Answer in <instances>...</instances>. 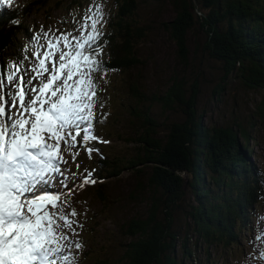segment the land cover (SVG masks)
<instances>
[{"label":"trees","instance_id":"trees-1","mask_svg":"<svg viewBox=\"0 0 264 264\" xmlns=\"http://www.w3.org/2000/svg\"><path fill=\"white\" fill-rule=\"evenodd\" d=\"M59 1L20 0L10 8L0 9V64L5 69L10 58L22 57L20 47H24L32 29L38 26L27 18L47 15ZM167 1L174 17L159 28L176 46L180 62L186 65L188 33L196 29L205 35L207 56L221 64V83L214 92L221 94L230 79H237L251 90H264V0H198L209 10L199 17L194 0ZM142 2L116 0L118 20L103 37L107 73L144 67L135 48L137 41L148 38L151 29L138 21ZM81 4L82 0L78 7ZM196 19H200L199 29ZM13 20L19 24H13ZM39 24H46V20ZM124 89L135 101L128 124L137 125V134L125 138L127 145L135 144L134 152L129 156L109 155L101 147L103 144L95 141L89 142V146L99 149V153L93 152L91 158L79 145L72 150L78 151L75 162L69 152V164L76 169L79 164L82 173L95 169L94 178L98 181L83 190L78 188L79 197L73 204L78 207L83 198H88L97 201L102 212H111L114 193L107 183L125 171L135 178L129 196L133 200L144 196L146 216H132L124 224L125 235L132 240L126 244L120 260L109 250L98 254L93 264H184L178 259L176 248L179 247L184 258H194L198 239L201 242L198 248H204L207 261L212 259L209 258L212 247L225 250L240 246L250 213L264 200V176L252 160L250 146V142H255L250 135L254 123L249 127L238 121L231 126H208L204 113L197 110L196 81L186 88L175 80L163 95L146 84L128 83ZM155 105L168 110L178 106L183 120L170 123L160 134V124L151 118ZM255 114L249 116L248 124L256 116L264 119V102ZM83 157L86 167L82 165ZM145 168H149L148 176ZM188 192L192 199L185 210L187 223L180 229L174 225L172 214ZM94 222L93 215H89L86 225H81V232L94 237ZM194 234L197 238L189 246Z\"/></svg>","mask_w":264,"mask_h":264},{"label":"snow or ice","instance_id":"snow-or-ice-1","mask_svg":"<svg viewBox=\"0 0 264 264\" xmlns=\"http://www.w3.org/2000/svg\"><path fill=\"white\" fill-rule=\"evenodd\" d=\"M13 4L0 0V9ZM105 20L101 7L92 5L72 31L42 29L22 57L10 58L6 69L0 64V264H77L73 250L82 244L72 236L80 225L71 218L78 213L65 208L76 188L98 181L95 169H85L81 182L68 189L69 175L78 173L63 168V153L75 162L78 145L91 158L99 149L89 142L108 143L94 134L96 109L103 106L96 77L106 79L109 71ZM57 181L62 190L53 192ZM256 239L264 241V234Z\"/></svg>","mask_w":264,"mask_h":264},{"label":"rangeland","instance_id":"rangeland-1","mask_svg":"<svg viewBox=\"0 0 264 264\" xmlns=\"http://www.w3.org/2000/svg\"><path fill=\"white\" fill-rule=\"evenodd\" d=\"M70 1L60 0L48 10L45 16L37 14L28 17L27 20L30 23L38 24L32 29L30 38L35 33L41 32L42 29L53 32L58 29L60 31H72L78 27V22L92 5L100 6L106 17L103 27L104 34L108 33L109 27L118 20L117 3L120 0H117V3L116 0H82L80 7L77 3H81V0H73L72 3ZM19 2L20 0H14V4ZM194 2L197 5L198 17L202 12L209 11L204 8L202 1L194 0ZM29 14L30 12L25 17ZM137 16L138 21H142L151 28L148 38L137 41L136 44L138 45L135 46L137 55L143 61L144 67H134L125 72L107 73L106 79H102L99 74L96 77L97 83L100 85L99 99L103 106L98 104L96 109L94 134L101 141L108 142L102 143L103 146L101 147L109 155L129 156L134 152L135 144L127 145L125 142V138L137 134V125L130 126L128 124L132 107H135V101L130 93L124 89L128 83L146 84L149 89L163 95L175 80L184 83L186 88H189L196 81L199 88L197 110L199 113H204L205 122L208 126H231L235 121H238L249 127L254 123L250 131L252 139L255 137V142H250L253 151L252 160L264 176V119L256 116L248 124L249 116L256 115L258 106L264 102V90H251L237 79H230L221 94L218 95L214 92L215 87L221 83V64L207 56L204 49L205 35L201 31L197 33L196 29H191L188 33L189 55L186 65L182 61L180 62L176 56V46L170 41L168 35H165L159 28L164 22L174 17L171 5L167 0L160 3L144 0L139 6ZM42 20H46V24H39ZM196 20L199 29L201 28L200 19ZM56 34L58 35L59 32ZM76 35H79V32H76ZM28 42H24V47ZM24 47L21 46L19 51H22ZM28 55L31 56V53L29 52ZM31 63L32 61L26 62V67L30 66ZM151 118L160 124L161 134L165 132L166 126L170 123L183 120V115L178 106L174 110H168L163 109L160 105H155L152 108ZM63 156L67 161L69 151H65ZM82 165L87 166L85 157H83ZM63 168L70 170V173H78L75 178L69 175L68 189H72L81 182L83 176L79 174L81 173L80 170L69 165L68 161L63 165ZM143 171L148 176L149 168H145ZM134 186V176L125 171L119 177L108 181L107 187L114 193V205L109 213L102 212L101 205L88 198H83L79 206L75 207L73 202L79 197L77 196L79 195V192L77 193L78 188L73 192L70 197V207H66L65 211L68 212L74 208L78 213L76 217H70L80 225L76 227L79 235L72 236L74 241L82 244L79 251L73 250L77 264H93V260L97 261L98 254L108 253L109 250L118 260L121 259L123 249L132 240L125 235L124 224L132 216H146L144 214L147 208L146 203L142 202L144 196L138 197V200H133L129 196V192ZM52 188L53 192L62 190L60 184L56 187V183ZM63 191L66 192V190ZM191 199L192 194L188 192L184 201L173 210L172 218L177 228L182 229L187 223L185 210L187 205L191 203ZM160 212L161 209L159 214ZM91 214L95 218L93 224L94 237L90 236L89 232H81V225H86L87 218ZM68 234L71 235L70 232ZM261 234H264V200L250 213L248 228L243 230L240 246L225 250L220 247H212L209 257L212 259L207 261L204 248L202 246L198 248L201 245L200 239H198L195 254L192 256L194 258H184L179 247L176 248V254L179 260L184 261V264H264V260L260 258V253L264 252V241L256 239ZM195 238H197L196 234H194L189 246L195 241ZM122 246L123 248L120 250Z\"/></svg>","mask_w":264,"mask_h":264}]
</instances>
